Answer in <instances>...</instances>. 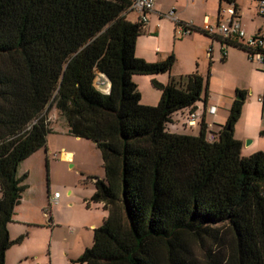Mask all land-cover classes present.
<instances>
[{
	"label": "trees",
	"instance_id": "1",
	"mask_svg": "<svg viewBox=\"0 0 264 264\" xmlns=\"http://www.w3.org/2000/svg\"><path fill=\"white\" fill-rule=\"evenodd\" d=\"M129 5L0 0V264L23 239L8 231L27 189V174L17 170L45 147L51 110L102 162L103 177L88 179L90 201L106 216L75 263L264 264V153L242 156L233 136L244 93L215 141H206L203 126L197 136L169 132L174 113L196 108L207 79L197 72L153 79L159 102L142 105L133 76L168 73L175 58L135 56L144 24L126 18ZM98 76L107 93L95 86Z\"/></svg>",
	"mask_w": 264,
	"mask_h": 264
},
{
	"label": "rangeland",
	"instance_id": "2",
	"mask_svg": "<svg viewBox=\"0 0 264 264\" xmlns=\"http://www.w3.org/2000/svg\"><path fill=\"white\" fill-rule=\"evenodd\" d=\"M195 1L194 12L197 18H202L204 15L213 16L216 14L217 0ZM204 1L205 3L203 6ZM236 4L239 6V9L241 8V22L249 24V29L253 28L256 30L252 35L250 33L247 35V33L246 36H254L257 34L258 29L260 30V34L263 35L264 18L254 16L253 8L246 0H236ZM165 19L169 18L165 17ZM170 21L173 25V29H175V23L172 20ZM210 24L215 25L214 21ZM173 32L171 38L163 37L159 40V43L161 44V48L169 47L173 50L172 52H175L172 53L175 58L173 64L174 72H182V76H185L187 75L185 72H189V70L190 72L197 73L200 71L203 74V77H205L208 63H202L200 59L197 61L194 60V63H192L191 58L187 55L188 46L181 43V36L175 34L174 30ZM193 33L195 34L198 32L192 31V34ZM148 43L151 47L159 44H157L153 38L150 39ZM176 52H181L182 55L177 58L175 57ZM186 60H189V62H186ZM253 63L259 65L256 61H253ZM239 73L240 72L236 71L234 68L221 66L220 68L215 69V78L209 81L207 86L208 92L204 91L201 94L199 101L196 102L199 111H202L204 107V99L207 97L206 105L209 106L210 104H213L216 106L219 116H225V119H221L222 123L213 126L214 130H218L220 126L225 124L231 108V105L230 107H226L223 103H219L220 91L229 85H232L235 79L239 77ZM138 78L145 81L143 82V85H140L143 94V86H145L147 91L151 93L160 94V91L153 88L151 85V81L155 79L153 75H139ZM98 84V82H95V86H99ZM100 87L101 86L97 87V89ZM158 102L159 99L156 102V105ZM258 110H260V105L254 101L246 103L243 120L237 125V131L243 132L245 128V120L254 119L255 116H258L256 114ZM47 119L48 124H51V126L53 125V127H51V135L48 134L49 138L52 139L51 152L58 153L61 151V147L64 148V150L72 151L75 155L77 154L75 159L78 158L81 160L84 164V168L89 171H85L84 169V171H82L84 176L76 179V175H79L76 167L69 168L66 164L51 159L49 160V164H47L44 159L38 160L36 156L26 158L19 165L17 174H27V179L24 182L27 185V189L23 192L21 203L16 208L13 221L9 225V236L12 240L17 239L20 236H23V239L20 243L14 244L6 253L7 264H48L50 251L57 264H68L69 262L67 261L66 254L77 257L82 253L84 244L89 245L91 242V235H84L83 233L82 238L81 236L75 237V233L72 229L73 227L69 229V226L64 225V223H62L59 228H56L57 230L52 240V226L48 222L49 216H47V209L49 210V213L52 214L54 206L49 205L46 197L48 187H51L52 190H57L59 194L63 196L66 189L64 186H70L68 184H72L73 182H75L76 189L70 187L73 192L72 199L75 197L81 202L83 197L89 196V194L93 192L91 191L93 190L91 180L88 179L89 172L93 177H103L101 158L99 156L100 153L92 142L60 136L59 133L62 132L63 127L65 129L66 127L55 111L51 110L47 114ZM183 121L184 119L181 116V112L178 111L171 116V122L166 125V128L172 133L189 134L191 136L199 135V127L193 129L185 128L183 126ZM247 143L248 139H245L244 145H247ZM81 179L84 180L81 181ZM72 199L70 200L72 204L71 206L66 208L61 207L55 210L56 217L62 222L69 220L71 215L75 216L74 214L78 207ZM95 206L97 205L92 204L91 209L94 210Z\"/></svg>",
	"mask_w": 264,
	"mask_h": 264
},
{
	"label": "crops",
	"instance_id": "3",
	"mask_svg": "<svg viewBox=\"0 0 264 264\" xmlns=\"http://www.w3.org/2000/svg\"><path fill=\"white\" fill-rule=\"evenodd\" d=\"M249 2V5L252 6L254 11V16H259L255 13V3L251 0H246ZM236 2V0H235ZM154 10L151 13L147 14V22L144 24V27L142 29L141 34L136 39L135 44V56L137 58H141L149 63L154 62H161L165 60L170 54L175 53L172 52L173 50L169 47L161 48V44L159 43V40H161L163 37L167 38L170 37L173 32V25L170 21V19H165L166 14L169 11H174V14L178 21L182 23H187L194 27L195 29L190 34L185 35L186 37L180 38V42L183 44H186L188 46L187 49V55L191 58L192 63H194V60H201L202 63H208L207 64V72L206 76L203 77V74L199 71L198 74L201 75L203 78L207 79V86L209 81H211L213 78H215V69L222 67H228V68H234L236 71L240 72L239 77L235 79L234 83L232 85H229L225 89L220 91L219 95V103H223L224 106L230 107L232 105L233 101L239 97L237 94L238 91H242L244 93L243 97V104L241 107V113L240 117L237 120V122L234 125L233 128V136L236 140L241 142V154L242 156H249L255 152H263L264 153V135H261L260 132L264 131V66L263 65H257L253 63V61H250L247 57V54L245 51H243L240 48L229 46L223 44L218 37H210L206 35L204 32H202V26L205 20H207L209 23L214 21L216 23L218 19V10L220 7L219 0H217V10L216 14L213 16L210 15H204L202 18H197L194 12V5L196 3L195 0H154ZM205 1L203 2L204 6ZM237 5V4H236ZM238 9L239 6L237 5ZM241 9V8H240ZM239 9V22L245 32V34L249 35V33L252 35L255 33L256 30L253 28L249 29V24H245L241 22V10ZM262 17V16H259ZM126 18L131 22H137L139 19V14L137 12H128L126 14ZM264 18V17H262ZM175 25V24H174ZM260 30H257V33ZM264 35V34H263ZM155 39V42H157V46L149 45L150 39ZM160 47V48H159ZM187 48V47H186ZM176 52L177 58L180 57L181 52ZM186 62H189V60ZM192 71V70H191ZM187 75L194 73V72H185ZM241 75V76H240ZM139 75L133 76V81L137 85L138 91L140 93V103L142 105H149L154 106L156 105V102L159 99L160 94L151 93L147 91V88L144 87V94L141 90V86L143 85V80L138 78ZM182 76V72H174V66L170 69L168 73H164L162 75H154L155 80L158 82L165 84L167 83L169 77H180ZM98 83H101L102 86L98 88L103 93H107L109 89L108 82L101 76H98L96 78V81ZM99 87V86H96ZM104 88V89H102ZM206 92H208L206 90ZM207 96V95H206ZM204 107L202 111H199L198 107L196 106V109L202 114V123L211 125L212 131L216 132L217 130L213 129V126L222 123V120L225 119V116H219V112L216 108V113L214 115H208L204 113V108L207 106V97L204 99ZM251 101H254L255 103L260 105V110L256 112L258 116H255L254 119L245 120L244 123V130L243 132L237 131V125L239 122H242L243 120V114L245 112V106L246 103H249ZM214 106L213 104H210L209 106ZM216 107V106H215ZM222 119V120H221ZM50 127L51 124H49ZM203 126V124L199 127ZM170 132V130H168ZM60 136H65L69 138H74L76 140H84L72 137L67 134V130L63 127L62 132L59 133ZM51 135V134H49ZM49 135L46 138V144L45 147L36 151L31 156H36V158L44 159L47 164H49V160H54L56 162L64 163L69 168L76 167L77 172H79V175H76V179L79 177H83L84 174L82 171H89L86 168H84V164L81 160L78 158L75 159L74 152L64 150V148L61 147V151L58 153L51 152V140L49 138ZM248 139L247 145H244V140ZM90 142V141H89ZM94 145V144H93ZM95 146V145H94ZM30 156V157H31ZM100 156V154H99ZM102 166V162H101ZM18 171V170H17ZM88 177H92V175L88 174ZM101 178V177H99ZM84 179H81L83 181ZM80 181V180H79ZM93 180H91L92 189L91 191L94 192V186H93ZM70 186H64L65 192L64 195H60L59 199L56 203L50 204V197L53 193L58 192L57 190H52L51 187L47 188V200L49 202V205L54 206V209L52 210V214H46L49 216L48 222L52 226L51 230V239L53 240L54 234L56 232V228H59L62 223L64 225L69 226L68 228L71 229L73 227V231L75 233V237L81 236L84 233V235L89 234L91 235V242L89 245L84 244V248H87L92 243V232L93 229L100 226L103 219L106 216V212L102 208L101 203H94L90 201V197L92 196L93 192L89 194L87 197H83L82 201L80 202L78 198L72 199V189H76L75 182L72 184H68ZM63 187V188H64ZM59 193V192H58ZM74 201L75 205L78 207L75 211V216H70L69 220H66L62 222L59 220L55 215V210L59 209L61 207H68L71 206V200ZM76 200V201H75ZM21 203V202H20ZM95 204V209H91V205ZM20 205V204H19ZM18 205V206H19ZM17 206V207H18ZM16 207V208H17ZM15 208V212H16ZM14 212V216H15ZM13 216V218H14ZM10 225V224H9ZM9 225H8V231H9ZM10 249V248H9ZM8 249V250H9ZM6 251V253L8 252ZM82 250V252H83ZM81 255V254H80ZM79 255V256H80ZM67 261L68 264H77L75 263V260L79 257H75L73 255H67ZM5 264H7L6 261V254H5ZM48 264H57L53 255H51L50 251V257Z\"/></svg>",
	"mask_w": 264,
	"mask_h": 264
},
{
	"label": "built area",
	"instance_id": "4",
	"mask_svg": "<svg viewBox=\"0 0 264 264\" xmlns=\"http://www.w3.org/2000/svg\"><path fill=\"white\" fill-rule=\"evenodd\" d=\"M130 2L129 11L139 14V21L143 24L147 22V14L154 10V0H128ZM255 3V13L264 17V0H251ZM166 17L175 23V34L185 36L191 33L192 26L187 23H182L176 18L174 11H169ZM202 32L210 37H218L220 39H229L236 41L247 53L250 61H256L264 66V35L257 33L254 36L247 37L240 22L239 9L235 0L230 3L226 0L220 2L218 10V19L215 25L210 24L207 20L204 21ZM102 86L101 83L98 84ZM181 116L184 119L183 126L188 129L200 127L203 124L206 130L205 139L207 142L216 140V132L212 131L211 125L202 123V114L195 109H184ZM204 113L214 115L216 113L215 106H206ZM59 193L55 192L50 197V204L56 203L59 199Z\"/></svg>",
	"mask_w": 264,
	"mask_h": 264
},
{
	"label": "water",
	"instance_id": "5",
	"mask_svg": "<svg viewBox=\"0 0 264 264\" xmlns=\"http://www.w3.org/2000/svg\"><path fill=\"white\" fill-rule=\"evenodd\" d=\"M238 100H240L241 98L240 97H237Z\"/></svg>",
	"mask_w": 264,
	"mask_h": 264
}]
</instances>
